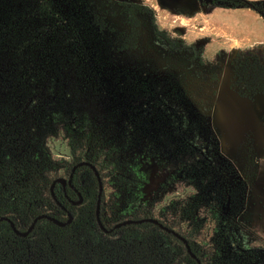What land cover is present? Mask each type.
Returning <instances> with one entry per match:
<instances>
[{
    "label": "trees",
    "instance_id": "1",
    "mask_svg": "<svg viewBox=\"0 0 264 264\" xmlns=\"http://www.w3.org/2000/svg\"><path fill=\"white\" fill-rule=\"evenodd\" d=\"M212 4L250 8L264 18L262 2ZM215 61L195 43L161 28L146 4L0 0V63L10 67L9 85L17 89L11 100L0 103V140L4 149L12 143L21 149L29 141L23 132L14 138L7 134L5 114H15L18 121L48 100L65 112L79 108L85 120L74 123L65 116L57 122L52 116L42 119L41 127L48 137L65 141L77 162L90 161L98 169L100 217L107 228L129 218L153 217L185 237L201 264H264V248L254 247L243 233L252 229L256 234L247 212L255 160L248 156L244 172L236 174L207 136L204 110L215 95ZM229 65L230 86L239 96L264 95V45L235 49ZM136 145L167 165L163 207H143L126 216L108 201L105 186L113 182L123 188L114 159ZM80 173L88 175L87 184L81 185ZM224 175L239 179L236 189H217L215 181ZM55 178L39 160L30 162L26 155L6 162L0 154V217L25 230L40 214L61 221L72 216L64 226L38 219L26 236L1 220L0 264H199L180 239L151 222L101 230L95 217L98 182L89 166L75 169L73 187L67 184L65 192L61 183L55 184L56 200L50 190ZM179 178L181 191L173 193ZM240 185H245L241 192ZM74 188L82 196L78 204H73L79 200ZM220 203L227 211L214 213ZM19 217L28 224L25 229Z\"/></svg>",
    "mask_w": 264,
    "mask_h": 264
},
{
    "label": "rangeland",
    "instance_id": "2",
    "mask_svg": "<svg viewBox=\"0 0 264 264\" xmlns=\"http://www.w3.org/2000/svg\"><path fill=\"white\" fill-rule=\"evenodd\" d=\"M130 1L139 2L137 0ZM159 25L173 34L178 33L187 42L195 43L213 64H215V60H218V81L214 88L215 95L209 102L210 109L204 110L206 125L210 131L207 136L212 141L211 144L219 151L221 158L229 162L236 174L244 172L248 156L253 161L254 153H264V95L257 94L253 98L241 97L231 88L232 72L229 63L235 49L230 42L198 33L196 29L189 26L171 25L161 21H159ZM219 53L221 54L219 55ZM4 64L0 63V103L6 104L17 89L9 85L11 83L9 79L13 80V78H10L8 74L10 67L8 65L4 67ZM79 111L81 110L76 108L73 112H65L54 101L49 104L48 100L40 111L37 113L25 112L23 119L18 121H14L15 114H5L1 118H8L10 121V125L7 127L9 129H6L7 134L14 138L16 132H23L29 136V141L21 149L14 143L11 148L4 149L0 140V154L6 159V162L19 161L22 156L26 158L27 155L30 162H33L34 159L39 160L46 171H50L54 176L67 178L72 165L79 158L71 153L69 145L65 141L48 137L41 127L40 121L46 117L52 119V116L57 122L65 116L70 117L69 119L74 123L78 120H85L86 112L79 113ZM88 114L91 115L89 112ZM114 167L117 172L115 175L124 183L123 188L116 186L113 182H108L105 186V193L106 197L110 195L108 201L112 202L116 211L127 216L134 215V210L139 208L157 209L163 207V204H160L161 196L164 193V188L162 189L161 185L166 178L164 168L167 165L160 158H153L141 146L136 145L133 149L130 148L116 154ZM78 180L81 185H85L88 183L89 177L86 173H80ZM181 180L180 178L177 180L173 188L170 189L171 192L181 191L183 181ZM236 180L239 179L224 175L219 177L215 184L217 189L224 187L226 191H229L230 188L236 189L239 184H236L238 182ZM243 188L245 185H240L238 190L241 192ZM1 190L0 182V192ZM213 190L216 189L213 188ZM253 199V194H250L248 210ZM214 209V213L220 211V214L223 213V210L227 211V208H222L221 203L219 207L214 206ZM204 214L203 211L200 217H204ZM17 223L22 229L28 225L21 217L17 219ZM243 233L244 235L247 233L245 236L254 247L264 248V240L254 234L252 229L245 230ZM241 236L243 237V235Z\"/></svg>",
    "mask_w": 264,
    "mask_h": 264
},
{
    "label": "crops",
    "instance_id": "3",
    "mask_svg": "<svg viewBox=\"0 0 264 264\" xmlns=\"http://www.w3.org/2000/svg\"><path fill=\"white\" fill-rule=\"evenodd\" d=\"M137 1L150 6L161 22L189 26L198 33L230 42L234 49L264 45V18L250 8H223L201 0ZM249 1L264 3V0ZM254 160L255 172L250 185L254 199L248 215L257 236L264 240V153H254Z\"/></svg>",
    "mask_w": 264,
    "mask_h": 264
},
{
    "label": "water",
    "instance_id": "4",
    "mask_svg": "<svg viewBox=\"0 0 264 264\" xmlns=\"http://www.w3.org/2000/svg\"><path fill=\"white\" fill-rule=\"evenodd\" d=\"M206 3H212L213 0H204ZM83 165H86V166H89L91 168V170L93 171L96 179H97V182H98V193H97V199H96V207H95V217H96V221L99 225V227L101 228V230H103L104 232L106 233H109L110 231H112L113 229L115 228H118L120 226H123V225H126V224H132V223H142V222H151L153 224H156L157 226H159L160 228L166 230L167 232H170L172 233L174 236H176L178 239H180L183 244L185 245L186 247V250L187 252L190 254L191 257L195 258L197 260V262L199 264L200 261L199 259L196 257V255L192 252L191 250V247L189 245V242L188 240L183 237L180 233H178L177 231L171 229V228H168L166 225H164L162 222H160L157 218H153V217H145V218H139V219H132V218H129V219H125V220H122L120 222H117L116 224H114L111 228H107L102 220H101V217H100V205H101V197H102V192H103V183H102V179H101V176H100V173L98 171V169L96 168V166L94 164H92L90 161H86V160H83V161H79L77 162L76 164H74L71 168V172L69 174V178L66 179L64 177H57L55 178L52 182H51V186H50V190H51V194L54 198V200H56L55 198V194H54V186L56 183H61L63 187L66 186V184H69L70 187H73V184L71 183L72 181V177H73V173L75 171V169L79 166H83ZM74 190L76 192L77 189L74 188ZM78 196H79V200L78 201H74L73 204H78L82 201V196L80 194V192L77 193ZM58 204H60L58 202ZM41 218H47L49 219L50 221H52L54 224H57L59 226H64L66 224H68L71 220H72V216L70 213H68V218L65 220V221H61V220H58L57 218H55L54 216H51V215H48V214H40L38 216H36L32 222L30 223V225L25 229V230H20L18 229L16 226H15V223L14 221L7 217V216H2L0 217V221L1 220H5L7 222H9L12 230L19 236H26L34 227L36 221L38 219H41Z\"/></svg>",
    "mask_w": 264,
    "mask_h": 264
},
{
    "label": "flooded vegetation",
    "instance_id": "5",
    "mask_svg": "<svg viewBox=\"0 0 264 264\" xmlns=\"http://www.w3.org/2000/svg\"><path fill=\"white\" fill-rule=\"evenodd\" d=\"M202 2H205L204 0H201ZM59 183V182H58ZM58 183H56V184H58ZM66 186H67V184H66ZM66 186L65 187H63V186H61L62 187V190H63V192H65L66 191ZM58 204V203H57Z\"/></svg>",
    "mask_w": 264,
    "mask_h": 264
}]
</instances>
